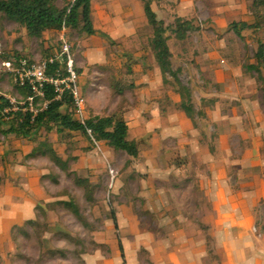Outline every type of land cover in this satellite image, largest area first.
I'll return each mask as SVG.
<instances>
[{
	"label": "rangeland",
	"instance_id": "obj_1",
	"mask_svg": "<svg viewBox=\"0 0 264 264\" xmlns=\"http://www.w3.org/2000/svg\"><path fill=\"white\" fill-rule=\"evenodd\" d=\"M57 1V5L60 6V1ZM251 1H235L230 7V13L228 12L229 14L224 17V21L229 19L225 21L227 24L219 28L225 30V33L221 34L223 38L220 37L219 40H227L224 41L226 45L233 50H238L237 54L239 55L230 64L231 71H220V76L216 81L230 80L238 87L242 84L246 86V83L251 84L250 87L257 92L259 113L258 120L246 116L244 114L246 106L240 100L233 101L229 107L223 108L221 105V116H226L229 110L236 113L233 117L237 122V130L235 129L233 134L229 135V139L223 129L222 134L218 135V131L214 128V125L218 126L215 117H213V112L218 110V99L201 97L202 85H197L194 82L195 80L192 78L195 74L192 76L191 71L180 72L178 80L183 86L187 85L190 89L188 90L191 93L193 118H187L179 109L180 97L177 94L175 103L169 106L171 107L169 113L172 116L169 124L171 126L176 124L178 120L175 117L179 116L180 120L197 130L194 132V138L190 140V144L196 148V150L192 149L194 154L189 150L190 145L186 144L184 150L177 146L178 141L184 138L183 136L173 135L166 139L167 132L164 136L157 133L159 129L145 127L139 130L134 123L127 126L126 141H134L138 144L139 153L136 158L115 152L103 143H96L93 139H86L78 134L61 138L55 132L46 134L42 131L36 135L33 133L28 139H16L0 134V264H121L117 238L123 244V250L127 255L128 260H125V264H130L132 236L129 234V228H135L132 221L135 222L140 218L139 214L143 204L147 202L142 196L147 191L156 190L158 187L168 191L172 185L178 189L184 188L185 181L189 180L185 173L186 168L189 169L190 163L194 166L193 160H196V157L201 158L202 153L214 155L216 152L214 142L223 135H226V140L238 148H241L242 143L254 144L253 142L257 140L264 144V102L262 99L264 85L257 79V75L244 71L246 65L253 63L252 56L256 49L255 39L250 33L245 32L240 40L228 29L231 23L249 22L248 9ZM212 3L219 2L214 0ZM99 7H106L109 13L118 17L113 5L107 0H91V20L95 27L99 25L98 12L96 11ZM130 7L135 21L143 22L140 31L142 35L145 36L148 33L152 37V28L147 25L142 2L131 0ZM222 9L224 10V7ZM175 10L176 8L173 10L174 13ZM129 22L125 26L126 31L131 26L135 27L133 19ZM197 24L199 23L197 22ZM114 27H116L115 23L111 28ZM163 27L167 26L163 24ZM99 29L100 34L90 38V42L95 45L99 53L109 52L113 53L110 54L112 57L116 56L117 51L113 50L114 45L105 38L110 31L107 27H99ZM130 36L133 39L130 41H135V45H132L138 49V43L142 44L141 37L134 34ZM166 36L172 39L171 33H167ZM62 39L72 44L74 51L77 50V45L85 46L89 42L85 35L68 31L61 34L46 33L41 38L32 39L21 27L0 17V63L7 55H22L37 62L42 58L44 50L48 49V45L53 44L59 48ZM177 46H179V42L176 40L168 41V47L171 50ZM195 47H192L194 56L198 55V49ZM188 50L191 52L192 49ZM222 56L223 58H219L218 61L226 59L224 54ZM82 57H84L83 54ZM173 59L176 60V63L178 62L177 58ZM185 59L187 62L184 61L182 65L193 64L190 63L191 58L185 57ZM174 60L172 61L173 70L178 66ZM123 62L119 57H116L111 62V66L94 65L80 72H84L85 76L82 94L86 99L91 95L92 107L95 106V108L103 110L100 111L101 117L103 115L120 116L117 114V107L112 106V102L116 99L114 94L118 93V80L123 75L118 64ZM194 64L195 67L198 65L196 61ZM123 65L127 67L128 63H123ZM220 66L223 65L220 64ZM132 67L131 63L129 71ZM155 72L159 73L158 67L157 69L155 67ZM165 78L169 79L175 87L174 90L177 91L176 84L169 77ZM201 78L206 83L209 76L204 74ZM106 81H109L112 86L108 87ZM204 89L206 86L202 90ZM223 92L224 88L222 87L219 94L223 95ZM0 94L12 99L22 97L13 90L9 78L1 73ZM112 108L113 111L109 112V109ZM158 111L161 115L167 114L162 105L158 107ZM62 112L64 113V109ZM86 112L87 108L84 107L81 115L74 116V119L79 122L85 121V118H88ZM130 115L131 112L125 117ZM208 127L215 131H208ZM146 132L147 134H145ZM44 141L54 149L59 160L67 162L68 171H61L48 157L37 155L38 158H28L33 147ZM221 141L223 142L222 139ZM68 174L86 178L92 187V194L85 196L83 190L74 185L73 176L69 177ZM71 199L79 208V219H76L68 211L52 206L56 202H66ZM133 213H136V218ZM144 217L147 219L149 216ZM29 220L34 221L35 227L38 228L36 230L29 229L28 238H23L13 228L21 227ZM45 234H49V238H46ZM65 235L73 237L72 241H66ZM47 250H60L63 252L64 258L47 255ZM139 254L141 255L142 251Z\"/></svg>",
	"mask_w": 264,
	"mask_h": 264
},
{
	"label": "crops",
	"instance_id": "obj_2",
	"mask_svg": "<svg viewBox=\"0 0 264 264\" xmlns=\"http://www.w3.org/2000/svg\"><path fill=\"white\" fill-rule=\"evenodd\" d=\"M130 1L107 0L113 5L118 17L109 13L106 7L96 9L99 25L95 27L92 24L94 35L87 37L89 42L85 46L77 45L75 50L79 91L82 94L85 85L84 72H80L94 65L111 66V62L119 57L120 61L128 63L127 67L123 63L118 64L123 75L118 80V93L114 94L116 99L112 106L117 107L119 117L127 126L136 124L139 130L148 127L159 129L157 133L162 135L167 132L166 139L181 135L184 138L178 141L177 146L184 150L186 144L190 145L189 150L193 152L195 147L190 144V140L197 130L180 120L179 116L175 117L179 124H169L172 118L169 106L175 103L178 95L169 79H162L160 72L156 74L155 56L149 46L151 36L148 33L144 36L140 32L143 22L135 21ZM212 1L214 0H154L151 9L158 21L164 20V26H171L175 18H195L198 23L204 21L208 24L205 27L207 30L191 33L183 41L176 40L179 46L174 50L168 47L170 63L173 70L172 61L177 58V63L174 60L178 65L175 70L191 71L192 76L195 74L192 79L197 85H202L201 97L218 99V110L213 112L218 126L213 125L218 135L222 134L223 129L229 139L237 126L233 117L235 112L229 110L223 117L220 113L221 105L223 108L229 107L233 101L240 100L246 106L244 114L258 120L257 92L248 83L238 87L230 80L216 81L220 71H231L230 64L239 55L238 50L226 45L227 40H219L220 37L223 38L221 34L225 33V30L219 28L227 24L225 21L229 19L224 21V17L230 13V7L237 0H215L219 2L216 4ZM204 8L206 9L203 10ZM132 19L135 27L131 26L126 31V24ZM113 23L116 27L111 28ZM99 27H107L110 31L105 38L114 45L116 56L112 57L110 54L113 53L109 52L99 53L90 42V38L100 34ZM131 34L141 37L142 44L138 43V49L133 46L135 41H130L133 40ZM172 39L168 37L167 46ZM193 46L198 49L196 56ZM190 48L191 52L188 50ZM48 49L55 52L57 48L50 44ZM223 54L226 59L218 61L223 58ZM185 57L191 58L190 63L193 64L182 65L184 61L187 62ZM195 61L198 63L196 67ZM131 63L133 67L129 71ZM204 74L209 76L206 83L201 78ZM106 83L108 87L112 86L109 81ZM205 86L206 89L202 90ZM185 87L189 89L187 85ZM222 87L223 95L219 94ZM230 87L233 89H229ZM82 98L87 108L88 118L85 119L101 117L100 111L103 110L92 107L91 95L88 99L84 96ZM161 105L167 111L166 115H161L158 111ZM112 111L113 108L109 109V112ZM130 112L131 115L125 117ZM106 116L108 115L102 117ZM207 129L215 131L211 127ZM253 143H242L241 148H238L223 135L214 142V155L202 153L201 158L193 160L194 166L190 163L189 169L186 168L189 180L185 181L184 188L178 189L172 185L168 191L161 187L147 191L142 196L147 202L143 204L140 218L132 221L135 228H129L132 236L130 264H264V144L258 140ZM133 215L136 218V213ZM144 216L149 217L146 219ZM117 239L119 243L120 240ZM120 244L123 258L120 254L119 258L121 264H125L128 259L123 244Z\"/></svg>",
	"mask_w": 264,
	"mask_h": 264
},
{
	"label": "trees",
	"instance_id": "obj_3",
	"mask_svg": "<svg viewBox=\"0 0 264 264\" xmlns=\"http://www.w3.org/2000/svg\"><path fill=\"white\" fill-rule=\"evenodd\" d=\"M0 0V17L7 22L21 27L26 35L32 39L41 38L43 34H61L63 32H77L91 37L94 30L91 22V0ZM143 5V13L148 25L152 28V37L149 46L154 53L156 65L159 69L162 79L169 77L174 81L177 88V94L180 97L179 109L187 118L192 119L194 110L191 104V93L188 88L183 86L178 76L180 70L173 71L170 63V53L167 46V33H171L173 39L183 41L191 33L207 30L206 22L197 24L195 18L180 19L175 18L171 26L163 27L161 21L156 19L151 9L154 0H140ZM248 21L231 23L228 27L230 32L238 39H242L243 33H250L254 37L256 45L253 54V63L244 67L248 74L257 75V79L264 85V0H252L248 9ZM58 50V48L56 49ZM55 50V51H56ZM72 51L73 48H72ZM75 52V51H74ZM55 52L50 49L44 50L42 58L51 57ZM22 55H7L4 60L11 57H20ZM28 61H32L25 56ZM54 68V67H53ZM77 75L79 71L76 69ZM3 79V78H1ZM119 85V84H118ZM13 90L20 96L25 97L27 94L13 86ZM264 102V90L262 91ZM64 108V113L62 109ZM75 106L65 95L59 103H49L47 108L38 112L31 122L30 115L26 112L23 115L10 114L8 121L0 114V134L10 136L16 139H28L29 136L40 134L42 131L49 134L55 132L59 137H69V135H81L86 139H93L96 143H103L115 152L125 154L130 158L138 156V144L134 141H126L128 127L126 122L115 115L106 117H94L83 122L74 119ZM18 122L15 123L14 121ZM48 157L52 163L61 171H68L67 162H62L56 156L54 149L47 143L41 142L33 147L28 155L29 159ZM73 182L76 187L83 190L84 195L92 194V187L86 178H78L75 174ZM52 206L70 212L76 219L80 218L79 208L75 205L74 200L59 201ZM37 209V208H36ZM115 222V221H114ZM35 222L29 220L21 227H14L13 230L23 238H28V230H36ZM115 228H117L114 223ZM37 232V231H36ZM59 235V234H58ZM57 235V236H58ZM49 238V234H45ZM64 238V236H62ZM71 236L65 235L66 241H72ZM118 240V239H117ZM118 251L123 258L122 246L118 243ZM47 255L52 257L64 258L60 250H47Z\"/></svg>",
	"mask_w": 264,
	"mask_h": 264
},
{
	"label": "built area",
	"instance_id": "obj_4",
	"mask_svg": "<svg viewBox=\"0 0 264 264\" xmlns=\"http://www.w3.org/2000/svg\"><path fill=\"white\" fill-rule=\"evenodd\" d=\"M76 66V52L63 39L53 56L37 62L28 61L22 56L1 61L0 73L5 74L14 87L27 94L19 99L0 94L1 116L8 121L10 114L23 115L27 112L32 122L38 112L44 111L49 103H59L65 95L75 106V116H80L84 111L85 101L78 88Z\"/></svg>",
	"mask_w": 264,
	"mask_h": 264
}]
</instances>
